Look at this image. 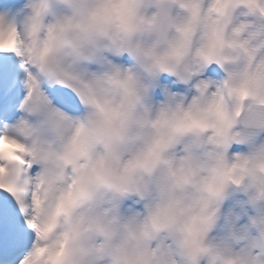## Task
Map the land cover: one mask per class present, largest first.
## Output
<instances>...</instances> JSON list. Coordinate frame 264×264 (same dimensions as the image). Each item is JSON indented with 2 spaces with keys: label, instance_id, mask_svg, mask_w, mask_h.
Listing matches in <instances>:
<instances>
[{
  "label": "clouds",
  "instance_id": "9594fccd",
  "mask_svg": "<svg viewBox=\"0 0 264 264\" xmlns=\"http://www.w3.org/2000/svg\"><path fill=\"white\" fill-rule=\"evenodd\" d=\"M5 46L82 109L37 87L0 135L40 264H264V0H24Z\"/></svg>",
  "mask_w": 264,
  "mask_h": 264
},
{
  "label": "snow or ice",
  "instance_id": "6c2138e0",
  "mask_svg": "<svg viewBox=\"0 0 264 264\" xmlns=\"http://www.w3.org/2000/svg\"><path fill=\"white\" fill-rule=\"evenodd\" d=\"M17 82L22 84L23 98L31 95L37 87H43L60 108L73 114L82 110L73 91H69L67 87H51L47 83L40 84L39 81H35L32 69L27 63L22 64L17 59L12 46L0 47V135H3L2 130L6 122L11 123L20 115L16 101L21 90L17 88ZM11 143L13 149L22 150L21 145L14 141ZM11 151L9 150L8 156L0 157V173L15 176L14 180L0 181V264H40L45 249L38 246L44 232L37 222L39 197L36 192H29L28 189L19 186L20 170L10 171L5 160L20 161L25 167H30L33 176L37 173V168L29 166L27 161L19 156H12ZM56 258H59V254Z\"/></svg>",
  "mask_w": 264,
  "mask_h": 264
}]
</instances>
